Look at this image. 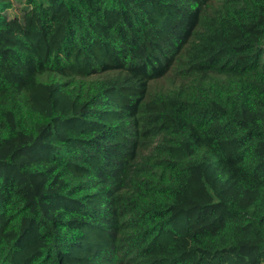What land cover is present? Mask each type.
I'll list each match as a JSON object with an SVG mask.
<instances>
[{"label":"trees","instance_id":"16d2710c","mask_svg":"<svg viewBox=\"0 0 264 264\" xmlns=\"http://www.w3.org/2000/svg\"><path fill=\"white\" fill-rule=\"evenodd\" d=\"M0 264H264V0H0Z\"/></svg>","mask_w":264,"mask_h":264},{"label":"rangeland","instance_id":"374dc122","mask_svg":"<svg viewBox=\"0 0 264 264\" xmlns=\"http://www.w3.org/2000/svg\"><path fill=\"white\" fill-rule=\"evenodd\" d=\"M185 41H186V39L184 40V42ZM175 65L176 64L174 63V65H173L172 68H174ZM177 65H178V62H177ZM177 67H179V65ZM177 67H175L176 70H177ZM172 76H173L172 74H170V76H167L166 75L164 77H161L160 79H157V80L152 81L149 85H151V86H162L161 89H163V87L165 85H169L170 87H173V83H172L173 79H172ZM105 241L107 243H112L113 242V240H111V239H105Z\"/></svg>","mask_w":264,"mask_h":264},{"label":"built area","instance_id":"2783aa9c","mask_svg":"<svg viewBox=\"0 0 264 264\" xmlns=\"http://www.w3.org/2000/svg\"><path fill=\"white\" fill-rule=\"evenodd\" d=\"M170 74H168L167 76H169ZM161 90V86H151L149 85V90H148V94L149 95H154V94H158Z\"/></svg>","mask_w":264,"mask_h":264}]
</instances>
